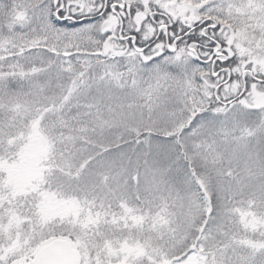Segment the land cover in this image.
I'll return each instance as SVG.
<instances>
[{
	"label": "snow or ice",
	"instance_id": "obj_1",
	"mask_svg": "<svg viewBox=\"0 0 264 264\" xmlns=\"http://www.w3.org/2000/svg\"><path fill=\"white\" fill-rule=\"evenodd\" d=\"M0 264H264V0H0Z\"/></svg>",
	"mask_w": 264,
	"mask_h": 264
}]
</instances>
